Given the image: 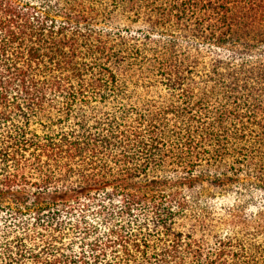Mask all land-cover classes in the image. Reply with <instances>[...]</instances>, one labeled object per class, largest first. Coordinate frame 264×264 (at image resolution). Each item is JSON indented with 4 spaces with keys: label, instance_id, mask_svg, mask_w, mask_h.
Returning <instances> with one entry per match:
<instances>
[{
    "label": "trees",
    "instance_id": "trees-1",
    "mask_svg": "<svg viewBox=\"0 0 264 264\" xmlns=\"http://www.w3.org/2000/svg\"><path fill=\"white\" fill-rule=\"evenodd\" d=\"M0 264H264V0H0Z\"/></svg>",
    "mask_w": 264,
    "mask_h": 264
}]
</instances>
